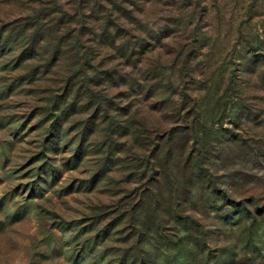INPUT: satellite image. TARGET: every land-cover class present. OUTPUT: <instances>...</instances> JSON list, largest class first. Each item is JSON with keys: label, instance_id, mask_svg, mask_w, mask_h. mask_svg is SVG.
I'll use <instances>...</instances> for the list:
<instances>
[{"label": "rangeland", "instance_id": "374dc122", "mask_svg": "<svg viewBox=\"0 0 264 264\" xmlns=\"http://www.w3.org/2000/svg\"><path fill=\"white\" fill-rule=\"evenodd\" d=\"M0 264H264V0H0Z\"/></svg>", "mask_w": 264, "mask_h": 264}]
</instances>
